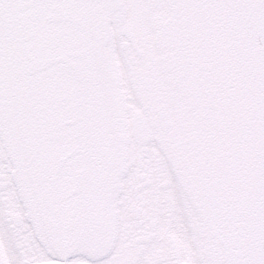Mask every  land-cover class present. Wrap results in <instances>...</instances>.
Here are the masks:
<instances>
[{"label": "snow or ice", "instance_id": "6c2138e0", "mask_svg": "<svg viewBox=\"0 0 264 264\" xmlns=\"http://www.w3.org/2000/svg\"><path fill=\"white\" fill-rule=\"evenodd\" d=\"M0 264H264V0H0Z\"/></svg>", "mask_w": 264, "mask_h": 264}]
</instances>
